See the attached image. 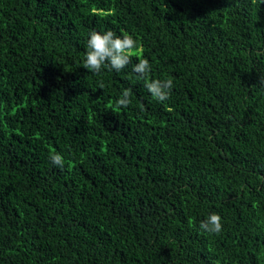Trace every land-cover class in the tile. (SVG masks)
Instances as JSON below:
<instances>
[{"label": "trees", "instance_id": "trees-1", "mask_svg": "<svg viewBox=\"0 0 264 264\" xmlns=\"http://www.w3.org/2000/svg\"><path fill=\"white\" fill-rule=\"evenodd\" d=\"M93 30L123 70L83 68ZM262 77L264 0H0V264H264Z\"/></svg>", "mask_w": 264, "mask_h": 264}, {"label": "clouds", "instance_id": "clouds-1", "mask_svg": "<svg viewBox=\"0 0 264 264\" xmlns=\"http://www.w3.org/2000/svg\"><path fill=\"white\" fill-rule=\"evenodd\" d=\"M137 47L136 40L129 34L116 35L113 31L98 32L93 30L87 40V51L83 62V68L94 74H99L102 69L123 70L130 63L132 50ZM151 71L148 59H139L133 66V72L139 79H146ZM264 84V77L260 80ZM101 82L100 87L103 88ZM146 88L151 96L158 102H165L170 98L173 88L172 79H155L146 81ZM131 89H125L116 102L117 108H127L131 103ZM52 164L63 169L64 157L59 153H52L49 156ZM200 229L206 233L219 234L222 231V218L216 213L210 214L205 220L200 222Z\"/></svg>", "mask_w": 264, "mask_h": 264}]
</instances>
